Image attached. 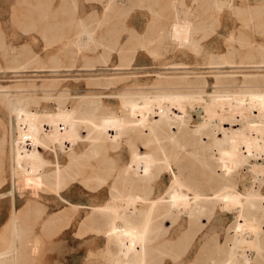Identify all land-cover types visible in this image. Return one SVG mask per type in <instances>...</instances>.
I'll list each match as a JSON object with an SVG mask.
<instances>
[{"label":"rangeland","instance_id":"1","mask_svg":"<svg viewBox=\"0 0 264 264\" xmlns=\"http://www.w3.org/2000/svg\"><path fill=\"white\" fill-rule=\"evenodd\" d=\"M118 1L112 5L113 10L104 12L106 3L100 0H43L42 13L46 17L39 18L34 0H0V264H117L113 252L103 251L108 243L113 248L118 244L114 236L109 242L111 232L105 223L127 208L131 200L125 196L129 180L115 190L121 199L111 194L114 175L122 167L129 168L131 159L123 145L127 128L122 110L131 100L128 93L142 90L154 96H174L183 84L157 80L158 71H166L164 63L179 60L181 54H186L188 61L204 55V50L199 53L190 46L152 42L147 30V1L133 0L127 6ZM231 2L233 7L217 10L207 9L201 0H175L181 16L191 9V19L200 24L210 16V27L198 28L202 45L219 41L225 51L231 45L241 52H246L244 45H264V28L259 27L264 23V0ZM177 12H172V17ZM79 18L96 26L98 34L110 31L109 46L119 48L125 43V61L134 57L128 72L135 73L115 69L120 64L115 49L101 51L92 58V52L83 56L72 45L64 47V42L75 36ZM229 35L234 39L228 40ZM42 65L62 68L52 73L39 69ZM66 65L71 66L64 68ZM19 66L40 72L13 73L12 67ZM199 76L192 74L190 78ZM207 78L209 83H194L197 92H213V76ZM6 92L12 96L11 102L4 98ZM82 98L101 99L103 106L95 123L76 112L70 115L72 108L78 107L74 101ZM138 102L143 104V97ZM186 107L190 109V105ZM92 148L102 159L122 155L123 164L108 160L101 178L90 180ZM29 150L46 162L41 176L62 169L60 177L46 180L20 168L18 153ZM69 164L73 171L64 172ZM82 167L86 174H82ZM164 176L170 185L171 179ZM27 201L31 209L22 214ZM110 203L123 207L106 208ZM96 208L100 209L92 227L81 230L87 211ZM61 210L67 211L64 220L53 221L44 230L43 223ZM157 218L154 214L143 215L134 222L149 237L141 248V252L148 248L147 257L139 264H222V253L213 248V233L190 227L184 214L166 235H158L156 228L161 220ZM204 218L201 220L206 223ZM217 237L218 241L224 239L223 234Z\"/></svg>","mask_w":264,"mask_h":264},{"label":"bare ground","instance_id":"2","mask_svg":"<svg viewBox=\"0 0 264 264\" xmlns=\"http://www.w3.org/2000/svg\"><path fill=\"white\" fill-rule=\"evenodd\" d=\"M34 1L36 14L45 18L43 0ZM100 1L106 3L104 12L114 9L112 5L116 0ZM146 1L145 8L149 11L146 14L147 30L152 42L190 46L199 53L204 50V55L188 61V56L181 54L179 60L164 63L166 71H158L157 80L183 84L177 87L180 93L174 96L159 93L154 96L152 92L142 90L128 93L131 100L122 110L123 124L127 128L123 145L131 159L129 168L122 167L114 175L111 194L121 199L115 190L129 180L125 196L131 200L127 208L107 204L106 208L123 207V211L105 223L111 232L109 242L114 236L118 244L113 248L108 243L103 254L113 252L117 264H127L128 260L129 264H139L147 257L148 248L145 247L143 252L141 248L149 237H145L134 222L143 215L154 214L161 220L156 228L157 234L163 236L186 214L190 227L213 233L215 238L211 243L215 250L222 253V264H264V45H244L246 52L229 44L225 51L219 41L202 45L198 28L210 27V16L200 24L191 19V9L185 11L184 16L179 15L175 0H156L155 4L153 0ZM201 1L207 9L214 7L221 10L234 5L231 0ZM118 2L127 6L129 2L132 5L133 0ZM175 11L177 13L172 17ZM97 14L96 11V17ZM78 20L75 36L64 42V47L72 45L83 56L92 52V58L100 55L101 51L115 49L120 59L115 69L135 73L128 72L132 70L134 57L125 61V43L119 48L111 47L108 44L110 31L98 34L96 26H90L85 18ZM112 23L110 26L115 25ZM259 27L264 28V23H260ZM227 38L234 39L233 35ZM12 68L16 74L40 72L28 70L26 66ZM40 68L54 73L61 71L62 66L42 65ZM192 74L200 76L192 80ZM207 75L213 76V92H197L198 87L194 83L197 80L209 83ZM141 97L143 104L138 102ZM4 98L9 102L12 100L7 92ZM74 102L78 107L72 108L70 115L76 112L83 119L96 122L94 120L103 106L101 99L82 98ZM90 152L93 157L88 171L90 180L101 178L108 160L112 164H123L120 154L102 159L95 148ZM45 163L40 154L30 150L21 151L17 156L18 166L27 174L54 180L63 173L62 169H55L41 176ZM71 164L64 172L73 171ZM126 170L128 172H124ZM81 172L86 174V168L82 167ZM164 175L171 179L170 185ZM29 209L30 202L27 201L21 213H27ZM99 209L87 211L81 230L92 227L90 224ZM65 214L67 211L64 210L55 212L42 228L51 227L53 221L61 223ZM203 216L207 217L204 218L206 223L201 220ZM146 228L149 229V226ZM219 234H223V240L218 241Z\"/></svg>","mask_w":264,"mask_h":264}]
</instances>
